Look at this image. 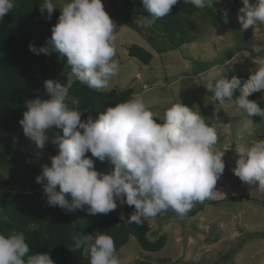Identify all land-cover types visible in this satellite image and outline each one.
I'll use <instances>...</instances> for the list:
<instances>
[{
    "label": "clouds",
    "instance_id": "9594fccd",
    "mask_svg": "<svg viewBox=\"0 0 264 264\" xmlns=\"http://www.w3.org/2000/svg\"><path fill=\"white\" fill-rule=\"evenodd\" d=\"M180 0H141L147 16L141 24L153 25L168 16ZM238 11L241 30L264 24V0H242ZM197 9L212 7L213 0H183ZM40 12L47 18L57 9L54 0H42ZM16 6V0H0V20ZM58 21L51 28V37L37 48L29 49L39 55L59 54L66 57L71 73L92 90H103L120 71L116 55V25L106 12L102 0H67L58 8ZM228 23L227 10L222 13ZM259 56L264 45H253ZM235 99L239 109L249 117H264V109L248 97L264 93V58L251 71L241 87L237 76L210 73L206 89L219 103ZM44 89L49 99L36 98L26 102V111L19 124L24 134L39 149L48 142L57 148L51 164L41 165L36 182L50 206L67 212L84 210L89 214H108L121 205L134 206L135 211L120 219L125 225L141 224L169 209L183 218L196 202L203 203L217 193V181L225 169L224 151H213L218 142L217 129L206 123L199 108L179 102L171 104L163 119L146 105L140 94L107 106L98 118L82 120L77 97H69L67 88L59 81L46 79ZM159 121V122H157ZM213 124V123H212ZM252 120L243 123L242 131L253 134ZM61 128L63 135L49 130ZM91 153V157L86 153ZM239 158L232 169L240 181L255 185L264 192V140L236 148ZM95 158L110 164L111 170L98 171ZM70 196L71 199L68 197ZM74 250L87 249L90 264H121L113 237L104 232L95 235L74 232ZM0 264H55L48 252H33L26 237L16 230L0 232Z\"/></svg>",
    "mask_w": 264,
    "mask_h": 264
},
{
    "label": "rangeland",
    "instance_id": "374dc122",
    "mask_svg": "<svg viewBox=\"0 0 264 264\" xmlns=\"http://www.w3.org/2000/svg\"><path fill=\"white\" fill-rule=\"evenodd\" d=\"M54 1L59 7L67 2ZM102 3L116 25L114 59L120 65L119 73L103 90L133 88L160 119H163L165 110L179 100L189 107L199 108L201 115L217 129L218 142L213 151H224L222 158L225 162L224 172L215 188L217 193L212 199L196 202L182 219L169 209L144 220L150 226L148 236L151 240L164 234L168 236L167 244L161 251L151 253L143 250L139 240L132 236L129 243L117 252L121 264L135 261L145 264H178L179 261L191 264H264V192L258 191L255 185L243 183L232 171L239 158L237 147L264 140V119L261 123L254 122L234 102L225 100L219 103L208 95L206 89L210 73L219 72L222 75L225 68L230 67L236 72L251 74L260 66L264 53L257 56L251 48L253 44L264 45V24L258 23L241 30L237 17L243 7L242 0H213L212 4V8L220 13L236 7L231 16L237 25L236 30L229 23H217L207 17L204 14L206 7L193 15L177 10L182 20L194 25L195 29L190 30L194 41L180 49L159 54L148 42L149 33L141 34L117 21L110 1L102 0ZM250 3H255V0H250ZM179 4H183V0ZM242 38L244 46L240 42ZM131 44H138L152 52L153 63L145 65L131 57L128 49ZM199 62L211 66L202 71ZM48 63L51 79L66 88L76 80L66 64V57L60 58L58 53L52 52L48 55ZM160 80L163 82L160 83ZM49 98L46 94L42 100ZM249 119L254 122L252 135L242 131L243 123ZM56 133L60 134V131L54 127L48 135L51 138ZM6 136L10 134L0 130V139ZM12 136V143L0 144L9 151L12 160H18L17 165L11 171H0V177L14 185H0V195L7 192L12 196L35 191L43 193V185L36 182V177L41 173V165L50 166L51 157L57 154L56 146L48 142L43 149L37 148L23 129ZM22 161H26L27 165L21 166ZM111 167L107 162H99L95 166L103 172L110 171ZM117 205L120 215L125 217L135 211L134 206L121 205L119 200ZM243 240L244 244L240 247ZM85 253L89 255L87 249Z\"/></svg>",
    "mask_w": 264,
    "mask_h": 264
},
{
    "label": "trees",
    "instance_id": "16d2710c",
    "mask_svg": "<svg viewBox=\"0 0 264 264\" xmlns=\"http://www.w3.org/2000/svg\"><path fill=\"white\" fill-rule=\"evenodd\" d=\"M109 1L115 19L141 34L149 33L147 35L148 42L159 54L180 49L194 41V37L190 33V30L195 29L194 25L189 21L182 20L176 13L178 10L187 15H193L200 10L191 4L175 5L168 16L157 19L151 26H146L140 22L142 17L148 15L142 8L141 0ZM40 3L42 0H16L13 10L0 20V130L4 134H10V136L2 137L0 143H12L14 137L12 135L23 129L19 120L23 118V113L26 111V102L36 98L43 99L47 94L44 89V81L51 79L48 55L33 53L29 49V44H34L37 48L45 44L46 40L51 37V28L57 23L60 10L56 4L58 8L53 11L49 19L46 12L41 14ZM235 9L234 6L227 11V14L228 23L236 30L238 29L237 25L231 17ZM204 14L214 22L223 21L222 12L220 13L210 6H206ZM240 42L243 46L245 45L244 38ZM128 49L129 55L143 64L151 65L153 63L154 54L146 48L138 44H131ZM199 63L202 71L211 66L204 62ZM222 76L239 77L242 87L250 74L239 73L226 67ZM67 90L69 97H77L80 100L79 107L84 112L82 120H86L89 115L94 119L98 118L99 113L107 106H114L118 102L126 101L135 94L133 88L92 90L77 79L71 83ZM207 93L214 97L213 93ZM239 95L240 89L238 88L230 102L235 103V99ZM248 98L256 100L264 109V93L256 92ZM251 118L256 123H261L264 119L260 116ZM205 121L213 126L210 120L205 119ZM58 130L60 135H63L62 129L58 128ZM86 155L91 157L90 152ZM93 159L95 166L98 165L100 161ZM17 161L16 158L12 160L9 151L0 144V171H11L13 166L17 165ZM20 165L24 167L27 163L22 161ZM0 185L6 187L14 184L10 180L0 177ZM68 198L71 199L70 196ZM12 230L25 235L33 252H48L55 264H90V257L86 255L85 249L74 250L71 248L74 247L72 240L74 232L95 235L96 232L105 231L113 237L117 252L129 243L132 236L139 240L143 250L151 253L161 251L168 241L166 234L156 240H151L148 236L150 226L146 222L125 225L124 221L120 219L117 208L108 214L92 215L84 210L66 213L58 206H50L44 192L37 193L36 191L15 196L8 192L0 195V232ZM244 240L240 243V247L243 246ZM130 264L145 263L135 261ZM178 264L191 263L179 261Z\"/></svg>",
    "mask_w": 264,
    "mask_h": 264
},
{
    "label": "water",
    "instance_id": "95a60500",
    "mask_svg": "<svg viewBox=\"0 0 264 264\" xmlns=\"http://www.w3.org/2000/svg\"><path fill=\"white\" fill-rule=\"evenodd\" d=\"M162 82H163V81H162V80H160V83H162ZM160 83H159V84H160ZM157 84H158V83H157Z\"/></svg>",
    "mask_w": 264,
    "mask_h": 264
}]
</instances>
